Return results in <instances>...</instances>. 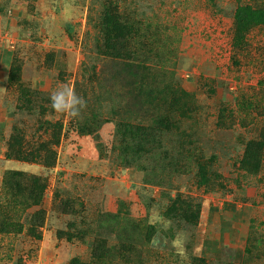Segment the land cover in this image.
Instances as JSON below:
<instances>
[{
    "label": "rangeland",
    "instance_id": "374dc122",
    "mask_svg": "<svg viewBox=\"0 0 264 264\" xmlns=\"http://www.w3.org/2000/svg\"><path fill=\"white\" fill-rule=\"evenodd\" d=\"M243 6L264 0H0V264H264ZM64 84L78 119L51 107Z\"/></svg>",
    "mask_w": 264,
    "mask_h": 264
},
{
    "label": "clouds",
    "instance_id": "9594fccd",
    "mask_svg": "<svg viewBox=\"0 0 264 264\" xmlns=\"http://www.w3.org/2000/svg\"><path fill=\"white\" fill-rule=\"evenodd\" d=\"M49 99L55 112L73 119L80 118L87 108V101L76 93L74 85H62L50 94Z\"/></svg>",
    "mask_w": 264,
    "mask_h": 264
},
{
    "label": "trees",
    "instance_id": "16d2710c",
    "mask_svg": "<svg viewBox=\"0 0 264 264\" xmlns=\"http://www.w3.org/2000/svg\"><path fill=\"white\" fill-rule=\"evenodd\" d=\"M234 19H235V32H236L235 41L236 43H239V41L242 40L243 36L251 28L256 26H264V10L252 9L249 6L238 7L235 11ZM39 215L40 212L36 213L33 218ZM2 231L3 232L6 231L8 233H10L11 231L20 232L21 227L15 223L14 224L7 223L3 225Z\"/></svg>",
    "mask_w": 264,
    "mask_h": 264
}]
</instances>
